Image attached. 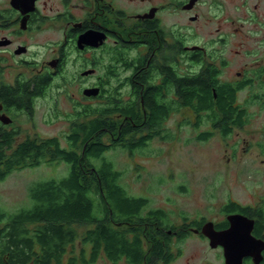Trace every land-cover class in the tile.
<instances>
[{
  "label": "flooded vegetation",
  "instance_id": "af4514ba",
  "mask_svg": "<svg viewBox=\"0 0 264 264\" xmlns=\"http://www.w3.org/2000/svg\"><path fill=\"white\" fill-rule=\"evenodd\" d=\"M263 6L264 0H0V126L21 133L17 116L33 112L47 91L57 86L56 90L71 92L78 87L70 130L104 110V129L111 138L106 144L112 148L129 149L126 144L140 140L146 147L155 139L174 140L176 124L197 131L208 126L198 132L202 141L216 133L228 138L246 124H215L210 115H223L219 106L197 108L196 99L186 100L185 89L188 79L209 71L218 84L235 89V105L248 114L252 104L264 103ZM257 49L262 52L254 62L233 77L225 76L228 51ZM15 62L23 70L8 80L6 71H13ZM218 86L212 89L215 98ZM6 87H25L31 95L25 103L11 102L2 95ZM148 96H153V105L164 108L154 124ZM93 99H104V106L92 109L88 100ZM129 128L133 132L126 133ZM225 129L229 133L224 134ZM230 204L233 210H225ZM230 216L252 221V235L264 241V195L254 202L231 199L218 217L183 216L182 224L165 234L179 240L183 233H193L210 243L204 226L213 223L218 231L228 229ZM215 248L225 264L224 247ZM262 256L259 264H264V249ZM243 262L257 264L251 256Z\"/></svg>",
  "mask_w": 264,
  "mask_h": 264
},
{
  "label": "trees",
  "instance_id": "16d2710c",
  "mask_svg": "<svg viewBox=\"0 0 264 264\" xmlns=\"http://www.w3.org/2000/svg\"><path fill=\"white\" fill-rule=\"evenodd\" d=\"M188 80L186 100L191 103L196 99L202 110L215 103L219 106L223 115H210L215 124L222 123L225 128L248 123L250 114L235 105V89L218 84L212 72ZM214 86H218L216 98ZM2 95L12 98L11 102L25 103L31 92L25 87H6ZM147 99L154 108V124L164 108L153 105V96ZM99 113L72 130L68 148L59 137L20 139L18 130L0 126V181L14 170L39 166L48 159L69 165L65 176L29 186V207L14 213L0 210V264H97L102 256L112 264H171L182 252L178 243L187 234H182L177 245L165 234L166 228L173 226L170 213L149 207L148 197L131 195L122 185V171L105 156L112 145L104 140L108 135L106 112ZM223 133L229 132L225 129ZM126 146L132 152L146 147L143 140ZM232 206L225 210L232 211ZM80 224L91 226L80 234Z\"/></svg>",
  "mask_w": 264,
  "mask_h": 264
},
{
  "label": "rangeland",
  "instance_id": "374dc122",
  "mask_svg": "<svg viewBox=\"0 0 264 264\" xmlns=\"http://www.w3.org/2000/svg\"><path fill=\"white\" fill-rule=\"evenodd\" d=\"M46 36H50L49 32ZM254 42L250 40L249 43L254 46ZM228 52L230 62L224 74L233 77L246 63L254 62L262 51ZM15 64L13 71H6V79L12 80L13 75L23 70L17 62ZM56 89L47 91L37 101L33 112L26 111L17 116L16 124L22 127L20 139L26 135L59 137L64 147L70 146L71 120L76 117L75 107L80 94L78 87L69 89L71 92ZM88 101L92 109L104 106V99ZM251 108L253 112L249 113L248 123L228 138L216 133L211 139L202 141L197 139L198 132L208 126L197 131L193 126L183 128L176 124L174 140L155 139L146 148L133 152L121 147L111 148L105 156L122 171V185L131 195L148 197L149 207L170 213L174 229L182 224L183 216L190 219L204 215L218 217L222 206L231 199L254 202L257 196L264 195V103L252 104ZM177 117L179 115L173 119ZM104 140L111 138L107 135ZM68 171L69 165L65 161L49 159L39 166L14 170L0 181V210L14 213L29 207L32 204L29 186L33 182L61 178ZM89 226L80 224L77 227L79 233ZM78 240L76 252L80 250L81 238ZM172 240L177 245L179 240L176 237ZM209 244L207 239L190 233L178 243L182 252L171 264H224L221 250ZM97 264L112 263L102 256Z\"/></svg>",
  "mask_w": 264,
  "mask_h": 264
},
{
  "label": "water",
  "instance_id": "95a60500",
  "mask_svg": "<svg viewBox=\"0 0 264 264\" xmlns=\"http://www.w3.org/2000/svg\"><path fill=\"white\" fill-rule=\"evenodd\" d=\"M97 92V90L90 91ZM231 226L216 230L213 223H207L203 232L210 239V246L224 247L225 264H244L243 258L251 256L259 264L263 258L264 241L252 235L253 222H244L242 217L230 216Z\"/></svg>",
  "mask_w": 264,
  "mask_h": 264
}]
</instances>
